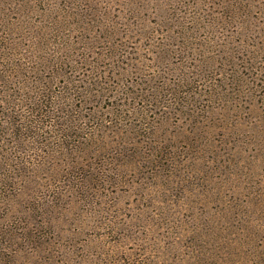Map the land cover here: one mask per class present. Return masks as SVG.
Returning a JSON list of instances; mask_svg holds the SVG:
<instances>
[{
	"label": "rangeland",
	"instance_id": "rangeland-1",
	"mask_svg": "<svg viewBox=\"0 0 264 264\" xmlns=\"http://www.w3.org/2000/svg\"><path fill=\"white\" fill-rule=\"evenodd\" d=\"M42 89L0 264H264V0H0V100Z\"/></svg>",
	"mask_w": 264,
	"mask_h": 264
},
{
	"label": "trees",
	"instance_id": "trees-1",
	"mask_svg": "<svg viewBox=\"0 0 264 264\" xmlns=\"http://www.w3.org/2000/svg\"><path fill=\"white\" fill-rule=\"evenodd\" d=\"M41 76V75H40ZM28 79L25 78V82L27 83ZM39 80V79H38ZM36 80V81H38ZM42 80V77H41ZM35 81V82H36ZM72 86V84L70 85ZM69 86V93L68 95L72 94V91L75 92V90H79L76 86ZM68 88L67 86L65 87ZM4 90H7L6 88ZM80 92V91H79ZM66 96V97H65ZM37 97L39 101L35 100L34 102H31V98L25 99L21 104H19L21 107L19 110L15 111L14 108L8 109V105L11 101L6 100H0L1 102H5L6 105L3 107L2 115L0 116V130H11V132H14V135L16 133H26L29 130V127L32 126V123L43 125V121H45L47 118H51V116L54 117V115H51L49 108L57 109L58 106V97L61 99H66L67 94L63 96V92L60 95H52L48 91L45 90H39L37 93ZM73 94L70 97V101L73 102ZM33 101V100H32ZM72 103H69L71 105ZM17 114V115H16ZM75 116L70 118L69 125L66 123L57 124L60 127V129L63 133L59 132L60 139V145H63V141L66 137H73L75 136V132L79 130L77 127H75ZM55 118V117H54ZM20 125V126H19ZM81 129V128H80ZM15 130V131H14ZM22 139V138H21ZM12 142V141H11Z\"/></svg>",
	"mask_w": 264,
	"mask_h": 264
}]
</instances>
